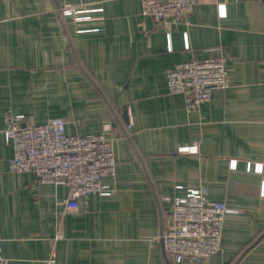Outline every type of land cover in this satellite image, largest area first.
Segmentation results:
<instances>
[{"label": "crops", "instance_id": "crops-1", "mask_svg": "<svg viewBox=\"0 0 264 264\" xmlns=\"http://www.w3.org/2000/svg\"><path fill=\"white\" fill-rule=\"evenodd\" d=\"M216 47L231 83L188 110L166 74ZM9 112L108 128L113 191L66 211L68 186L13 171ZM197 189L234 211L218 252L174 262L162 234L174 198ZM0 248L11 264H47L53 249L57 264H264V0H198L165 24L142 0H0Z\"/></svg>", "mask_w": 264, "mask_h": 264}, {"label": "built area", "instance_id": "built-area-1", "mask_svg": "<svg viewBox=\"0 0 264 264\" xmlns=\"http://www.w3.org/2000/svg\"><path fill=\"white\" fill-rule=\"evenodd\" d=\"M197 2L142 0L143 12L164 24L171 18L190 13ZM64 12L68 15L84 10L67 8ZM221 13H225L223 5ZM211 52L209 57L181 62L166 74L169 92L184 94L188 110L199 108L211 99L215 89L227 88L231 83L221 49L216 47ZM5 121V138L14 146V156L10 161L12 170L32 171L40 182L68 186L66 211L77 209L80 198L95 193L107 195L113 191L105 177L116 176L118 163L113 139L107 135L108 128L90 135L71 134L67 132V119L64 117L37 123L28 115L12 112L7 114ZM182 149L197 151L195 147ZM237 163V159L231 160V167L236 168ZM251 165L248 162L249 169ZM257 169L262 170V166L258 164ZM232 211L225 202L209 200L203 189L176 196L170 220L162 234L166 254L172 261L181 262L185 257L205 260L218 252L225 217ZM63 237L64 231L60 228L56 239ZM0 264H11L1 248ZM47 264H57L54 249Z\"/></svg>", "mask_w": 264, "mask_h": 264}]
</instances>
